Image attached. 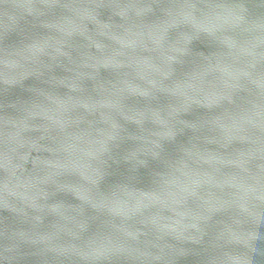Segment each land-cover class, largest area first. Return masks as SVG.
Instances as JSON below:
<instances>
[{
    "label": "water",
    "instance_id": "1",
    "mask_svg": "<svg viewBox=\"0 0 264 264\" xmlns=\"http://www.w3.org/2000/svg\"><path fill=\"white\" fill-rule=\"evenodd\" d=\"M0 264H264V0H0Z\"/></svg>",
    "mask_w": 264,
    "mask_h": 264
}]
</instances>
